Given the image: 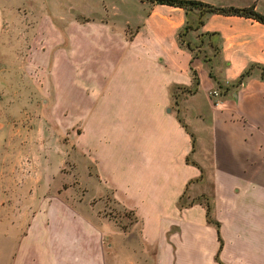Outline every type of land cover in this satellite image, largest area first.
Instances as JSON below:
<instances>
[{
  "label": "crops",
  "instance_id": "0c3cea01",
  "mask_svg": "<svg viewBox=\"0 0 264 264\" xmlns=\"http://www.w3.org/2000/svg\"><path fill=\"white\" fill-rule=\"evenodd\" d=\"M60 1L0 0V150L24 144L5 138L16 125L4 102L56 101L72 80L68 39L87 49L97 21L122 47L121 61L80 73L81 145L95 151L99 189L79 210L45 194L42 175L10 172L23 160L2 153L0 264H264V22L208 12L187 35L201 47L200 32L220 33L207 64L179 36L198 9L97 0L75 27L40 9ZM203 1L264 13V0ZM216 86L218 105L207 93ZM107 191L135 216L126 228L99 212Z\"/></svg>",
  "mask_w": 264,
  "mask_h": 264
},
{
  "label": "rangeland",
  "instance_id": "374dc122",
  "mask_svg": "<svg viewBox=\"0 0 264 264\" xmlns=\"http://www.w3.org/2000/svg\"><path fill=\"white\" fill-rule=\"evenodd\" d=\"M97 7V0H61L59 3L49 7L42 6L40 9L44 11L49 9L58 25L64 26V23H68L69 26L79 27L74 19L76 17L80 19L81 15L92 14ZM88 24L90 29L94 28V37L89 39L87 49L80 47L79 39L81 38H78V41L68 39L67 47L72 46V53L67 54L72 63V80L62 88L63 93L56 96V101L41 102L40 109L33 108L32 103L27 102H4L7 108L10 107L8 110L10 123L18 126L10 127V132L5 138L10 144L16 142L24 144L18 149L0 150V157L3 153L9 158L23 160L18 167L10 166V172H14L15 170H12L14 168H19L23 179L31 178L32 174L42 175L46 180H50V187L46 186L45 191L48 192L45 194L58 190L83 211L88 207L87 197L98 191L99 184L95 166L92 163V155H95V151L87 150L86 147L82 148L81 145V67L118 61L120 60L119 51L122 48L121 39L116 32L106 31L94 20ZM212 41L215 42L213 46H208L209 42L206 40L201 47H196V51L208 59L207 64L210 63L213 54L218 53L214 46L219 48V52L221 49L218 38ZM198 43L197 39L196 44ZM213 88H209L207 92L211 101L210 91ZM10 89L7 87L8 92ZM6 97L11 99L9 94H6ZM13 106H16V110L11 109ZM45 184V182L41 183L44 186ZM100 199L103 205L99 208V212L113 219L120 226L126 228L135 220L132 212L119 205L110 191L102 194ZM94 200L97 201V198Z\"/></svg>",
  "mask_w": 264,
  "mask_h": 264
},
{
  "label": "trees",
  "instance_id": "16d2710c",
  "mask_svg": "<svg viewBox=\"0 0 264 264\" xmlns=\"http://www.w3.org/2000/svg\"><path fill=\"white\" fill-rule=\"evenodd\" d=\"M145 1V0H144ZM153 3H167L176 6H181L185 9L186 13H189L191 10L198 9L200 10V15L196 21L188 20L183 28L179 32L180 40L185 43L189 48L195 50L196 47L200 44H193L190 40L187 39V35L191 30L199 29L205 22V16L208 12H220L225 14H238V15H245L254 17L262 22H264V13L260 12L256 9L254 5L250 6H235V5H215L203 0H147ZM218 31H207V32H200L201 44L205 40V38L209 39L210 44L213 46L215 42L212 41L213 37L219 35ZM217 48V52H219V48ZM198 52L194 53V57L197 56ZM251 67L246 69L240 77L237 79L236 83L240 84L244 78L250 73ZM195 80L198 83L199 78L197 75V71L194 69ZM262 77L264 78V66L262 67Z\"/></svg>",
  "mask_w": 264,
  "mask_h": 264
},
{
  "label": "built area",
  "instance_id": "2783aa9c",
  "mask_svg": "<svg viewBox=\"0 0 264 264\" xmlns=\"http://www.w3.org/2000/svg\"><path fill=\"white\" fill-rule=\"evenodd\" d=\"M210 94L212 96V102L216 105L221 103V99L223 96V89L221 86L214 87L211 91Z\"/></svg>",
  "mask_w": 264,
  "mask_h": 264
}]
</instances>
